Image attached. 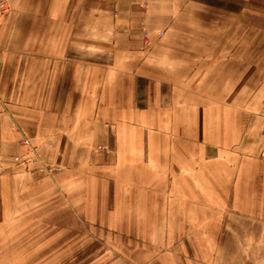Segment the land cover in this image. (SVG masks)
I'll return each mask as SVG.
<instances>
[{
	"label": "crops",
	"instance_id": "0c3cea01",
	"mask_svg": "<svg viewBox=\"0 0 264 264\" xmlns=\"http://www.w3.org/2000/svg\"><path fill=\"white\" fill-rule=\"evenodd\" d=\"M8 2L0 264H264L261 0Z\"/></svg>",
	"mask_w": 264,
	"mask_h": 264
},
{
	"label": "rangeland",
	"instance_id": "374dc122",
	"mask_svg": "<svg viewBox=\"0 0 264 264\" xmlns=\"http://www.w3.org/2000/svg\"><path fill=\"white\" fill-rule=\"evenodd\" d=\"M248 1H250V4H251V0H245L246 5L248 4ZM248 6L249 5H247V7ZM258 8H259L260 17L264 16V0H261V3ZM10 11H11V6H10ZM260 30L261 31L264 30V21L260 22ZM260 76H261V81H262V79H264V77H262L264 76L263 70L260 71ZM21 140L28 141V139L26 138H23ZM21 140H19L18 144L23 149V152L20 155H14L10 158L9 170H11L14 173H23V172L24 173L40 172L42 174L44 172L47 173L48 167L44 165V163L42 162L37 149L30 143V141H28L27 147L21 146L20 144ZM26 263L19 262L18 264H26ZM4 264H9V263H4ZM13 264H16V262H13Z\"/></svg>",
	"mask_w": 264,
	"mask_h": 264
},
{
	"label": "built area",
	"instance_id": "2783aa9c",
	"mask_svg": "<svg viewBox=\"0 0 264 264\" xmlns=\"http://www.w3.org/2000/svg\"><path fill=\"white\" fill-rule=\"evenodd\" d=\"M9 11H10V6L8 3V0H0V16L8 13ZM20 144H21V146L27 147L28 141L21 140Z\"/></svg>",
	"mask_w": 264,
	"mask_h": 264
}]
</instances>
